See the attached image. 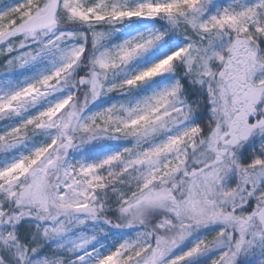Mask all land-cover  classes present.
Returning a JSON list of instances; mask_svg holds the SVG:
<instances>
[{"label":"snow or ice","instance_id":"snow-or-ice-1","mask_svg":"<svg viewBox=\"0 0 264 264\" xmlns=\"http://www.w3.org/2000/svg\"><path fill=\"white\" fill-rule=\"evenodd\" d=\"M0 264H264V0H0Z\"/></svg>","mask_w":264,"mask_h":264}]
</instances>
